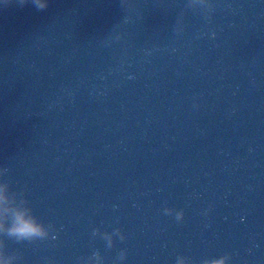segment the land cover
<instances>
[{
    "label": "water",
    "instance_id": "water-1",
    "mask_svg": "<svg viewBox=\"0 0 264 264\" xmlns=\"http://www.w3.org/2000/svg\"><path fill=\"white\" fill-rule=\"evenodd\" d=\"M209 261L264 264V0H0V264Z\"/></svg>",
    "mask_w": 264,
    "mask_h": 264
},
{
    "label": "clouds",
    "instance_id": "clouds-1",
    "mask_svg": "<svg viewBox=\"0 0 264 264\" xmlns=\"http://www.w3.org/2000/svg\"><path fill=\"white\" fill-rule=\"evenodd\" d=\"M26 2H28V0H19L21 6ZM30 2L37 10L42 11L47 7L48 0H30ZM181 216L182 212L178 214L177 218L179 219ZM9 231L21 238H31L43 235L45 229L43 223L38 220L29 207L16 210ZM209 264H213V262L209 261Z\"/></svg>",
    "mask_w": 264,
    "mask_h": 264
}]
</instances>
